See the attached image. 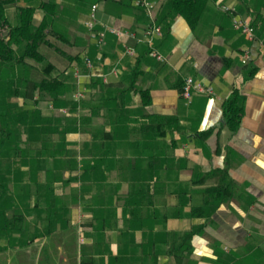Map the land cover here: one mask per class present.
<instances>
[{"label":"crops","instance_id":"1","mask_svg":"<svg viewBox=\"0 0 264 264\" xmlns=\"http://www.w3.org/2000/svg\"><path fill=\"white\" fill-rule=\"evenodd\" d=\"M43 1L14 0L6 16L15 24L30 5L35 25L47 19L58 56L40 45L47 76L30 79L63 72L74 86L48 115L18 104L50 120L16 122L38 136L0 154L14 159L0 167L15 217L0 239L5 264H264V0H207L193 26L170 0H150L162 61L133 0H50L48 13ZM186 77L212 94L187 103ZM10 81L0 72V108ZM233 90L243 97L235 132L223 118Z\"/></svg>","mask_w":264,"mask_h":264},{"label":"trees","instance_id":"2","mask_svg":"<svg viewBox=\"0 0 264 264\" xmlns=\"http://www.w3.org/2000/svg\"><path fill=\"white\" fill-rule=\"evenodd\" d=\"M206 1L207 0H170V3L175 13L181 14L189 24L193 26L197 23ZM13 2L14 0H0V72L8 75V79L11 80L8 87H13V94L16 96L17 93L20 92L21 86L25 89L26 87H29L32 92L36 90L39 93L50 95L53 104L60 105L62 103V97L72 90L74 86V83H72V80H69V77L63 74V72H60L53 77H44L36 82L24 75L25 73L23 70L25 67H29L26 63V59L35 62H41L44 59V56L39 50L40 45H51L46 38L48 31L47 19L43 17L41 21L35 25L33 23L34 7L27 5L18 8L17 21L15 24H11L6 16V7ZM53 3L54 2H51L50 0L43 1L41 3V8L48 13V9L50 6H53ZM54 48L56 49V47ZM59 52L63 53L61 50ZM21 72L23 74H21ZM141 96L143 104H146L148 102V97H146L145 92L142 91ZM79 102L80 100L74 103ZM18 111L22 113L21 110ZM10 114L11 112L9 113L8 110L6 113L8 118L6 120L9 119L12 122H27L26 124L29 126L34 122L33 119H29V115L33 114L31 112L27 113L25 111L22 113L23 117L20 116L17 120L15 117L11 119L12 115ZM242 115L243 97L237 90H233L231 95L227 97L223 103L224 122L231 132H235L238 128ZM0 116L3 117L5 115L4 113H0ZM39 119L46 123L50 120L45 117H38L37 120ZM28 132L32 133L30 128ZM11 135L8 122L2 121L0 124V147L11 139ZM8 149L11 150L12 148ZM4 180L3 177L0 178L1 188L2 186H5V184H3ZM2 196L3 195L0 192V239L2 238V235L4 236L5 234L3 230L13 228L8 227V224L11 220L13 222L15 219L14 216H7L6 208L9 204V199H2Z\"/></svg>","mask_w":264,"mask_h":264},{"label":"rangeland","instance_id":"3","mask_svg":"<svg viewBox=\"0 0 264 264\" xmlns=\"http://www.w3.org/2000/svg\"><path fill=\"white\" fill-rule=\"evenodd\" d=\"M13 14L14 13L12 12V14H10V17H9L11 21H12ZM50 40H52L53 43H56V41L54 39L50 38ZM51 47L52 46L50 45V46H44L42 48V52L47 55L48 59H54V55L58 56L57 52L54 51ZM26 63L29 65V67L27 66L23 70H24V73H25L24 75H26L28 78L31 77V78L35 79V78L41 77L42 75H46L47 76V72L44 70L45 63L39 64V63H37V62H35L33 60H28V59H26ZM46 69L48 70V68H46ZM3 88H2V90H4L5 93H7V96H8V99H7V103L8 104H7V106L5 105L4 107L1 106L0 109L5 114L9 110V113L11 112L10 115H12L11 119L14 118V117L16 119H18V117H20V116L23 117V114L20 113V111H18L21 108V106H19V105H21L20 103H22V101H25L26 103H24V104H27V106H29L34 101H36L37 103L39 102L38 105L41 106V108H40L41 111L40 112L42 114H47L48 115L49 112L52 111L49 108H47L48 105L50 107H52V105H54L52 103V101H51V98H45L42 93H39L36 90L34 92H32L29 87H26V89H25L24 87L21 86L22 89L20 90L19 93H17V96H16L15 94H13V87L10 86V88L7 87V89H3ZM17 97H19V98H17ZM28 109L29 108H26L27 111H28ZM53 113L57 114V112H54V111H53ZM37 118H38V114L33 113V114L29 115V119H33V121H36ZM2 121H7L8 122V127H9L12 135H11V139H9L8 142H7L8 144L6 143L2 147H0V153L1 154L2 153L3 154H8V153H11V151H12V153H14L15 150H17L18 148L26 147L27 142L25 141V139H27V137L31 138V137H37L38 136L37 134H32V133L24 134V131H26L25 127L22 128L21 125H18L16 122H12L11 121L12 122L11 123L9 119L8 120L0 119V124H1ZM18 130L21 132V135H20V137L17 138L15 136V132H18ZM21 130H23V131H21ZM44 132H46V131H44ZM44 136H46V135L44 134ZM16 142H17V144L15 146ZM8 148H12V149L9 150ZM13 160L14 159L11 156L9 158H1L0 159V167H6L7 165H9V167H10L11 165H13V163H12ZM7 256H8L7 252H4V253L1 252L0 253V263L1 264H5L6 263V261L10 257V256H8V257Z\"/></svg>","mask_w":264,"mask_h":264},{"label":"built area","instance_id":"4","mask_svg":"<svg viewBox=\"0 0 264 264\" xmlns=\"http://www.w3.org/2000/svg\"><path fill=\"white\" fill-rule=\"evenodd\" d=\"M134 5L141 7L146 14L151 18L150 24L146 27L144 31V39L147 42L149 46V54L153 57H155L158 60H163V57L160 53L157 52V50L153 47V39L156 37L161 36V27L157 25L154 22V14H153V3L150 0H133ZM95 7H92V10H94ZM233 25L236 29H240L244 35L248 39H253L254 37V31L252 25L242 19H238L237 17L233 18ZM102 36V35H101ZM100 41L102 40L101 38L99 39ZM128 53H133L132 48H127L126 50ZM88 66L90 65V61L86 60ZM242 62H246V58L242 60ZM195 93H205V94H212V88L207 85H203L199 81L194 80L192 77H186L181 89V95L185 99L187 103L191 101V98L193 94ZM83 96V93L81 91H74L71 94V99L75 102H78ZM65 112V110H62Z\"/></svg>","mask_w":264,"mask_h":264}]
</instances>
